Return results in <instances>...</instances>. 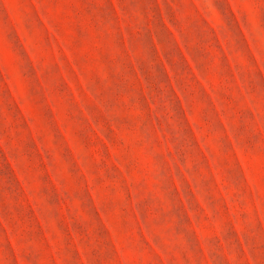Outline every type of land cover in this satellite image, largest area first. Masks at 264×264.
<instances>
[{
	"label": "rangeland",
	"instance_id": "1",
	"mask_svg": "<svg viewBox=\"0 0 264 264\" xmlns=\"http://www.w3.org/2000/svg\"><path fill=\"white\" fill-rule=\"evenodd\" d=\"M0 264H264V0H0Z\"/></svg>",
	"mask_w": 264,
	"mask_h": 264
}]
</instances>
